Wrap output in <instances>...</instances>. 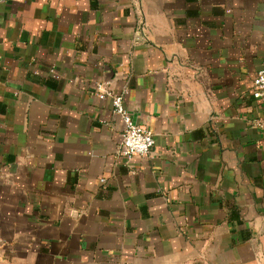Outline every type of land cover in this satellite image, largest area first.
Listing matches in <instances>:
<instances>
[{
    "label": "crops",
    "instance_id": "1",
    "mask_svg": "<svg viewBox=\"0 0 264 264\" xmlns=\"http://www.w3.org/2000/svg\"><path fill=\"white\" fill-rule=\"evenodd\" d=\"M260 68L264 0L1 3L0 264H264Z\"/></svg>",
    "mask_w": 264,
    "mask_h": 264
},
{
    "label": "built area",
    "instance_id": "2",
    "mask_svg": "<svg viewBox=\"0 0 264 264\" xmlns=\"http://www.w3.org/2000/svg\"><path fill=\"white\" fill-rule=\"evenodd\" d=\"M8 1L22 0H0V4ZM112 83L111 79L97 82L93 87V93L101 99H110L114 115L121 116L124 120L123 139L118 146V154L128 159L136 155L150 154L157 145L156 134L149 127L135 121L126 107L124 93L109 90ZM252 95L256 99L264 100V68H260L253 77ZM106 180L102 178V182Z\"/></svg>",
    "mask_w": 264,
    "mask_h": 264
}]
</instances>
